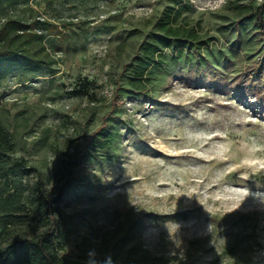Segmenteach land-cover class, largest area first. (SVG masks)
<instances>
[{
  "label": "rangeland",
  "instance_id": "1",
  "mask_svg": "<svg viewBox=\"0 0 264 264\" xmlns=\"http://www.w3.org/2000/svg\"><path fill=\"white\" fill-rule=\"evenodd\" d=\"M242 2H19L50 63L0 76V120L28 160L17 178L57 199L69 259L264 264V44L229 28ZM167 10L210 44L179 62L165 49L151 93H131Z\"/></svg>",
  "mask_w": 264,
  "mask_h": 264
},
{
  "label": "trees",
  "instance_id": "2",
  "mask_svg": "<svg viewBox=\"0 0 264 264\" xmlns=\"http://www.w3.org/2000/svg\"><path fill=\"white\" fill-rule=\"evenodd\" d=\"M21 1L0 0V76L50 63L44 38L35 28L40 22L31 19L33 10L28 9V4L16 10ZM234 9L237 25L231 23L229 28L239 33L249 31L258 45L264 44V0H244L238 6L236 3ZM173 12L164 13L155 35L144 42L135 64L128 66L132 67L127 80L131 93H151L152 75L163 66L165 49L179 62L186 56L185 51L200 52L210 44L195 27L174 22ZM238 49L239 44L231 48ZM196 61L197 66H209L201 58ZM15 153L13 138L0 120V264H84L69 259L64 252L63 223L56 215L57 199L35 196L17 178L18 171L28 170V160L14 158ZM76 170L78 167L73 165L69 180L75 178Z\"/></svg>",
  "mask_w": 264,
  "mask_h": 264
}]
</instances>
